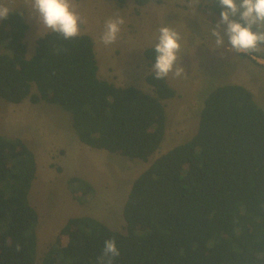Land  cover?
<instances>
[{
  "label": "trees",
  "instance_id": "1",
  "mask_svg": "<svg viewBox=\"0 0 264 264\" xmlns=\"http://www.w3.org/2000/svg\"><path fill=\"white\" fill-rule=\"evenodd\" d=\"M28 29L16 10L0 20V98L58 104L86 145L148 161L165 136L164 101L176 95L168 79L147 75L150 94L101 78L88 34L63 40L49 31L27 58ZM154 55L145 49L151 65ZM36 174L32 149L0 135V264L37 262L39 214L29 200ZM68 184L80 202L95 191L79 176ZM123 216L125 231L93 216L69 218L42 264H97L113 238L120 255L111 264H264V109L253 93L240 84L210 91L195 135L133 181Z\"/></svg>",
  "mask_w": 264,
  "mask_h": 264
},
{
  "label": "rangeland",
  "instance_id": "2",
  "mask_svg": "<svg viewBox=\"0 0 264 264\" xmlns=\"http://www.w3.org/2000/svg\"><path fill=\"white\" fill-rule=\"evenodd\" d=\"M7 2L23 14L29 25L24 41L27 58H31L45 30L42 28L40 33L22 0ZM74 4L75 10L86 18L81 34L94 40L101 78L154 94V88L146 81L152 67L144 51L156 42L161 24L177 29L183 36L177 63L184 72L180 77H167L176 95L164 101L165 136L148 161L86 145L73 126L72 113L58 104H34L29 99L12 103L0 98V135L21 138L36 157L38 178L29 192L30 203L39 214L36 264L43 263L49 247L71 217L93 216L112 229L124 230L123 207L133 181L157 157L195 135L205 98L214 88L243 85L264 109V65L260 63L264 53L237 54L228 47L226 37L223 46L215 47L214 38L210 39L208 33L220 11L210 9L212 0H149L144 5L135 0H126L123 5L117 0H74ZM116 15L123 16L125 24L117 42L105 46L99 39L104 21ZM5 52L1 45L0 53ZM74 176L95 188L82 197V202L74 197L68 184Z\"/></svg>",
  "mask_w": 264,
  "mask_h": 264
},
{
  "label": "clouds",
  "instance_id": "3",
  "mask_svg": "<svg viewBox=\"0 0 264 264\" xmlns=\"http://www.w3.org/2000/svg\"><path fill=\"white\" fill-rule=\"evenodd\" d=\"M30 18H35L39 31H51L63 40L80 38L81 27L86 18L75 10L74 0H22ZM220 8V17L209 27L208 36L218 49L225 44L237 54L254 55L264 53V0H212L211 8ZM7 0H0V20L6 19L14 10ZM125 19L121 15L104 21L100 42L109 46L119 39ZM183 36L177 29L161 24L153 45L154 59L152 72L154 79L161 80L170 74L182 76L184 69L177 60L182 52ZM210 51L214 49L210 48ZM120 255L115 239H107L97 264H111Z\"/></svg>",
  "mask_w": 264,
  "mask_h": 264
},
{
  "label": "crops",
  "instance_id": "4",
  "mask_svg": "<svg viewBox=\"0 0 264 264\" xmlns=\"http://www.w3.org/2000/svg\"><path fill=\"white\" fill-rule=\"evenodd\" d=\"M263 57V56H262ZM264 58V57H263ZM261 101V100H260ZM37 178H38V168H37V174H36V178H35V180L33 181V184H34V182L37 180Z\"/></svg>",
  "mask_w": 264,
  "mask_h": 264
},
{
  "label": "built area",
  "instance_id": "5",
  "mask_svg": "<svg viewBox=\"0 0 264 264\" xmlns=\"http://www.w3.org/2000/svg\"><path fill=\"white\" fill-rule=\"evenodd\" d=\"M260 63H261L262 65H264V61H260Z\"/></svg>",
  "mask_w": 264,
  "mask_h": 264
}]
</instances>
